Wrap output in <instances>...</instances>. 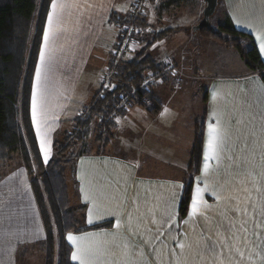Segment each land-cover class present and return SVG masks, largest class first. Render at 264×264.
Masks as SVG:
<instances>
[{
	"label": "crops",
	"instance_id": "1",
	"mask_svg": "<svg viewBox=\"0 0 264 264\" xmlns=\"http://www.w3.org/2000/svg\"><path fill=\"white\" fill-rule=\"evenodd\" d=\"M132 2L57 0L45 44L51 1L30 103L32 118L35 89L41 130L50 147L47 162L57 133L73 128L97 90V62L106 58L104 53L119 33L111 14L128 15ZM223 2L235 27L255 37L264 61L258 38L264 36V0ZM197 23L189 27L175 19L164 28L173 30L148 51L157 63L184 66L186 77L175 87L177 78L166 74L153 88L156 111L133 106L115 121L105 148L80 155L66 174L72 205L86 207L88 225L110 222L68 233L71 257L79 249L85 264H264V82L244 62L238 71L226 72L218 70L215 61L201 59L188 44L202 48L212 41L224 47L223 55L229 48L201 37L193 29ZM198 90L206 93V101L203 97V105H192ZM200 121L205 122L204 147L192 197L197 187L207 185L201 193L206 203L190 215L191 197L186 216L180 217ZM209 123L218 125L221 142L218 159H210L205 172ZM32 125L40 149L33 121ZM69 234L77 238L75 243ZM45 236L30 175L17 160L0 179V264H45L37 245Z\"/></svg>",
	"mask_w": 264,
	"mask_h": 264
},
{
	"label": "trees",
	"instance_id": "2",
	"mask_svg": "<svg viewBox=\"0 0 264 264\" xmlns=\"http://www.w3.org/2000/svg\"><path fill=\"white\" fill-rule=\"evenodd\" d=\"M51 1L0 0V179L17 160L28 170L46 233L45 238L37 244L45 258V264H77L72 260L73 248L67 240V234L108 226L110 222L88 225L86 207L72 205L67 168L73 169L77 158L91 151L82 146L95 119H98L96 124L100 142L104 134L111 133L117 114H125L134 105L147 107L151 112H155L159 107H152L155 104V85L150 90L142 88L148 77L147 72L161 75L164 80L168 73L175 75L173 70L176 71L178 66L172 61L157 63L148 53L149 48L167 36L173 28L147 33L145 30L149 24L146 17L141 16L135 21L139 28L135 43H138L139 47L132 58L122 61L118 66L115 87L111 90L101 87L94 91L89 105L75 118L73 128L57 133L53 155L45 163L32 125L30 103L32 75ZM147 1L154 4L161 1L157 7L160 15L180 5L179 0ZM214 16H219L216 27L211 25V28H201L197 31L199 35L234 49L249 70L259 73L264 82V61L255 37L235 27L223 0L219 1L211 19ZM110 19L112 22L131 21L129 15L115 13L111 14ZM119 36L120 32L117 40ZM143 97L148 99V104L143 103ZM206 98L205 93V101ZM204 123L200 121L196 127L188 165L189 174L185 178L180 202V217L186 216L188 212L195 175L200 171ZM107 140L105 138L103 143Z\"/></svg>",
	"mask_w": 264,
	"mask_h": 264
},
{
	"label": "rangeland",
	"instance_id": "3",
	"mask_svg": "<svg viewBox=\"0 0 264 264\" xmlns=\"http://www.w3.org/2000/svg\"><path fill=\"white\" fill-rule=\"evenodd\" d=\"M179 2H180L179 7L173 8L169 12L160 15L158 13L157 7L161 3V1L158 2L157 4L148 3V1H147L145 14H146V16H149L148 20H146L149 25H148V29H146L145 32L149 33L153 30H160L161 28L164 29V28L168 27L169 25L170 26L174 25L173 23L175 22V19L177 20V18L180 20V23H183V25L189 26V27H191L192 25H194L195 23L200 21V19L202 18L203 9L205 7V1L204 0H179ZM219 16H217V17L214 16L211 19V25L212 26L216 27V25L218 23ZM119 32H120V30H119ZM205 42L206 43H204V46L202 48L195 43L188 44V45L190 48L193 47V48H195V50L198 51L201 59L203 58L205 60V58H206L207 60H211L212 62L215 61L216 67H218V70H220V71L225 70L226 72H235V71H238L240 69V67L244 64L241 57L238 55V53L234 49L229 48L228 52L225 53L226 55L225 54L223 55V52H220V49L224 48L222 45L215 44L212 41H205ZM138 47H139L138 43H136L130 52V56H129L130 58H132V56L135 55V53L137 52L136 49H138ZM112 49H113V45H111V47L108 48L106 53H104L106 58L102 60L101 64H99V62H97V68H99V70H98L99 83H98L97 89L101 88V87L104 89H108L106 87L107 84H105V86L102 85L103 83H101V79L103 78L102 81H104L103 76H106L108 74V67L111 65L112 56H113V54H112L113 52L111 51ZM217 55H218V57H217ZM130 58H128V59H130ZM231 60H232V62H231ZM105 62H106V65H104ZM118 66H117V68H118ZM184 69H185L184 66L183 67L178 66L176 71L173 70V72H175L174 77L177 78V75H178V78H177L178 81H176L175 87H177L178 83H180V81H182L186 77L187 74H186V71ZM218 70L216 69V71H218ZM149 73H150V71L147 72V74H149ZM158 83H156V84H158ZM156 84H155V86H156ZM108 90H111V89H108ZM200 90H198L197 93L194 94V98L191 99L192 105H196V104H198L199 106H200V104L203 105V103H201V102L203 101L204 93H202V91H200ZM121 117H122V115L120 116L119 114H117V116L115 117V121H117ZM97 122H98V119H95V122H93L91 124L89 134L86 137V140L83 142V146H82L85 149H88V150L91 149V151H94L96 149L100 151V150L104 149L105 143H103V140L105 138H107L109 135V133L104 134L103 139L100 142L98 141L99 132H98L97 124H96ZM80 150H81V146H80ZM69 171H70V168H67V174H69ZM72 171H73V169H72ZM68 177H69V175H68ZM70 193L71 194L73 193V189H71V188H70Z\"/></svg>",
	"mask_w": 264,
	"mask_h": 264
},
{
	"label": "snow or ice",
	"instance_id": "4",
	"mask_svg": "<svg viewBox=\"0 0 264 264\" xmlns=\"http://www.w3.org/2000/svg\"><path fill=\"white\" fill-rule=\"evenodd\" d=\"M56 9H57V0H52V12H50L49 16H48V29L44 33L45 44H47V41H48L49 36H50V32L52 30L53 17L56 13ZM258 38L260 39L261 51L264 52V36H261ZM40 59H41V63H43L44 59H45V55H44L43 50L41 51ZM40 77H41V70L38 67L37 72H36L37 83H39ZM32 121L36 126L37 136L40 139V150L43 153L45 163H47L48 157L50 155V147L48 146V141L45 139V135L43 134V132L41 130V119H40L39 105H38V100H37V91L35 89H34L33 95H32ZM220 142H221V135H220V130H219L218 125H213L212 123H209L208 141H207V144L205 147V152H204L205 163H204L203 167H204L205 172L209 168L208 161L210 159H213V158L218 159V149H219ZM205 190H207V185H205V188H203V189L200 187L196 188L195 193L192 197L190 215L197 214V212H199L200 205L206 203L201 198V193ZM213 195H215V193H213ZM217 199H219L218 196H217ZM89 222H91V221H89ZM68 239L70 241H72L73 243H75L77 238L72 236L71 234H69ZM181 247H183V245H181ZM78 252H79V249L77 250V252L73 253L72 258L73 259H79L80 264H85L84 260L81 259Z\"/></svg>",
	"mask_w": 264,
	"mask_h": 264
},
{
	"label": "built area",
	"instance_id": "5",
	"mask_svg": "<svg viewBox=\"0 0 264 264\" xmlns=\"http://www.w3.org/2000/svg\"><path fill=\"white\" fill-rule=\"evenodd\" d=\"M146 13V0H133L131 9L129 12L130 22L125 20H119L115 22L116 27L120 30V38L113 45L111 50L113 53L111 65L108 67V74L101 79L102 85L107 84L108 89H113L116 85L118 79H116L117 66L124 60L130 58V52L134 47L135 35L139 32L138 26L135 21ZM126 15V16H128ZM169 67L171 65L169 64ZM162 81L161 75H155L153 72L148 74L142 88L144 90H150L153 85L160 83ZM144 104H148L149 101L146 97L142 98ZM127 108V106H125Z\"/></svg>",
	"mask_w": 264,
	"mask_h": 264
},
{
	"label": "water",
	"instance_id": "6",
	"mask_svg": "<svg viewBox=\"0 0 264 264\" xmlns=\"http://www.w3.org/2000/svg\"><path fill=\"white\" fill-rule=\"evenodd\" d=\"M204 1H205V7L202 12V18L193 27L195 31H198L201 28H211V17L216 12L219 4V0H204Z\"/></svg>",
	"mask_w": 264,
	"mask_h": 264
}]
</instances>
